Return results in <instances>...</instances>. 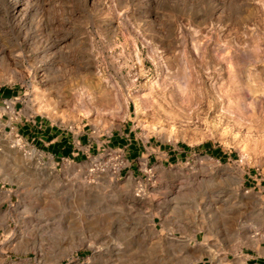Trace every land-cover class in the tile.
I'll use <instances>...</instances> for the list:
<instances>
[{
  "label": "rangeland",
  "instance_id": "rangeland-1",
  "mask_svg": "<svg viewBox=\"0 0 264 264\" xmlns=\"http://www.w3.org/2000/svg\"><path fill=\"white\" fill-rule=\"evenodd\" d=\"M0 89V264H243L264 244V0H0ZM26 118L97 149L46 159Z\"/></svg>",
  "mask_w": 264,
  "mask_h": 264
},
{
  "label": "crops",
  "instance_id": "crops-1",
  "mask_svg": "<svg viewBox=\"0 0 264 264\" xmlns=\"http://www.w3.org/2000/svg\"><path fill=\"white\" fill-rule=\"evenodd\" d=\"M5 89H0V99L7 93ZM20 136L42 157L59 161L62 159L73 162L82 161L97 149L93 141L89 140L86 133L79 130H69L60 128L47 120H36L26 118L21 124L16 125ZM120 137L118 146L125 144ZM125 141V139H123ZM128 148H134V143L128 139ZM134 154V153H133ZM131 156L132 154L129 153ZM243 264H263L264 263V244L255 247L251 252H246ZM252 261V262H251ZM251 262V263H248Z\"/></svg>",
  "mask_w": 264,
  "mask_h": 264
},
{
  "label": "bare ground",
  "instance_id": "bare-ground-1",
  "mask_svg": "<svg viewBox=\"0 0 264 264\" xmlns=\"http://www.w3.org/2000/svg\"><path fill=\"white\" fill-rule=\"evenodd\" d=\"M140 99V98H139ZM134 102H135V112H136V114L138 115L139 113H141L142 112V105H141V103L142 102H140L138 99H134ZM3 219V218H2ZM5 219V218H4ZM3 219V220H4ZM76 264V263H75Z\"/></svg>",
  "mask_w": 264,
  "mask_h": 264
}]
</instances>
